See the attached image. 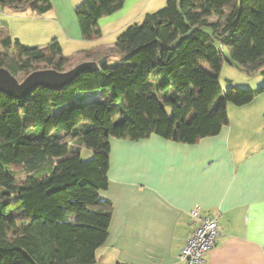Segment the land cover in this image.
I'll list each match as a JSON object with an SVG mask.
<instances>
[{"label": "trees", "instance_id": "1", "mask_svg": "<svg viewBox=\"0 0 264 264\" xmlns=\"http://www.w3.org/2000/svg\"><path fill=\"white\" fill-rule=\"evenodd\" d=\"M124 1L83 0L75 9L83 39L101 38L98 21ZM1 7L37 18L51 10L50 0H0ZM224 49L230 65L264 75V0H166L117 37L111 57L120 64L107 60L63 89L39 88L23 100L0 92V264H96L112 216L98 194L108 187L109 141L155 135L195 144L229 124L227 104L242 107L264 92L220 93ZM107 56L94 48L65 57L56 40L27 47L0 24V67L15 78ZM96 90L107 98L74 102ZM83 148L90 160H81Z\"/></svg>", "mask_w": 264, "mask_h": 264}, {"label": "crops", "instance_id": "2", "mask_svg": "<svg viewBox=\"0 0 264 264\" xmlns=\"http://www.w3.org/2000/svg\"><path fill=\"white\" fill-rule=\"evenodd\" d=\"M82 1L50 0L51 10L39 18L28 10L4 9L12 20L6 23L11 38L25 45L18 24L29 39L41 34L56 40L63 55L92 50L75 17ZM165 4L125 0L98 21L99 51L113 49L116 33ZM253 102L232 111L219 134L195 144L155 135L109 141L108 187L98 194L110 201L112 216L107 239L95 251L96 264H187L178 256L193 227L194 208L219 214V235L205 264H264V101L256 107Z\"/></svg>", "mask_w": 264, "mask_h": 264}, {"label": "rangeland", "instance_id": "3", "mask_svg": "<svg viewBox=\"0 0 264 264\" xmlns=\"http://www.w3.org/2000/svg\"><path fill=\"white\" fill-rule=\"evenodd\" d=\"M4 9L9 10L10 8H8V7H1L0 8V24L6 25L7 22H11L12 20H10L11 18L7 17L8 13ZM216 20H217V18L215 16H212L209 18L210 22H214ZM16 25L18 26V29H19L18 34H21V36H22L21 38H22V40H24L25 46L27 45V47H33V46L34 47H42V46H45L46 44H48L50 42V39H48V37L39 36L41 34H36V35H34V36H37L36 38L29 39L30 37L28 35H24V34H28L27 31L23 27H21L20 25H18V24H16ZM10 28L12 30V27H10ZM33 30H35V28H32V30H31V33H30L31 37L33 34ZM124 30L121 31V33L124 32ZM37 32H38V30H37ZM121 33H116L117 35L116 34L114 35L115 39H113L114 41H112V42H115L117 37ZM108 34L109 33H105V36H104V37H106L105 42L110 43L111 42V35H108ZM98 40H100V38L91 40L93 43V47L100 48L99 45H101V43L98 42ZM215 47L220 49V44L218 42H215ZM223 53H224L227 61L223 62V65H222L220 72L216 75L218 88H219V91L221 94H223L227 90L228 87L235 88V89H242V90H257L264 85V75L262 74L261 70L252 73L246 69L238 68L235 65H230L228 51L226 49H224ZM112 54H113V49H111L110 51L107 52L108 61L111 58L110 62H115V63L120 64V60L118 58L111 57ZM64 56L69 57V58L72 57V56H67V55H64ZM82 62H83L82 57L74 58V64L75 65L82 63ZM200 66L203 70L210 72V68L208 65L201 64ZM24 78L25 77H24L23 73L17 75V77H16V79L19 82L22 81ZM106 98H107L106 95L102 91L96 90V91H92V92L80 93L79 96H77V98L74 100V102H76V103H87V102H92V101H104ZM253 101H254L253 104H251L253 107H256L259 104H261V102L264 101V92L259 94L258 96H256ZM227 108H228V118L233 119L234 115H233L232 111L237 110L238 107H236L232 104H227ZM166 111L168 114H170L169 108H167ZM80 158L83 161L90 160L92 158V153L89 150H87L86 148H83L81 150ZM11 169L13 170L15 178L18 181H20L21 179L24 178V175L22 174V171L19 167L13 166V167H11Z\"/></svg>", "mask_w": 264, "mask_h": 264}, {"label": "water", "instance_id": "4", "mask_svg": "<svg viewBox=\"0 0 264 264\" xmlns=\"http://www.w3.org/2000/svg\"><path fill=\"white\" fill-rule=\"evenodd\" d=\"M107 60L108 57H103L97 62H82L65 72L35 71L20 82L6 69L0 67V92L12 99L23 100L39 88L60 90L73 83L81 75L98 71Z\"/></svg>", "mask_w": 264, "mask_h": 264}, {"label": "built area", "instance_id": "5", "mask_svg": "<svg viewBox=\"0 0 264 264\" xmlns=\"http://www.w3.org/2000/svg\"><path fill=\"white\" fill-rule=\"evenodd\" d=\"M193 227L181 247L178 259L187 264H205L207 254L215 247L219 235V214H201L199 208L190 212Z\"/></svg>", "mask_w": 264, "mask_h": 264}]
</instances>
